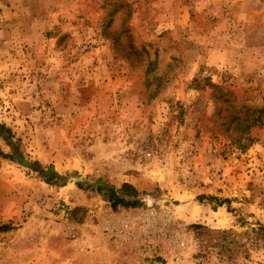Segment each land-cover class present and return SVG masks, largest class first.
<instances>
[{"label":"rangeland","instance_id":"1","mask_svg":"<svg viewBox=\"0 0 264 264\" xmlns=\"http://www.w3.org/2000/svg\"><path fill=\"white\" fill-rule=\"evenodd\" d=\"M4 226L0 264H264V0H0Z\"/></svg>","mask_w":264,"mask_h":264},{"label":"trees","instance_id":"2","mask_svg":"<svg viewBox=\"0 0 264 264\" xmlns=\"http://www.w3.org/2000/svg\"><path fill=\"white\" fill-rule=\"evenodd\" d=\"M212 88H215L212 86ZM9 138L6 139L8 143ZM138 193L137 191L130 185L123 184L119 190L111 189L108 191L107 198L111 203V207L115 208L117 206L123 208H137L140 206L139 201L137 200ZM7 227H0V231L6 230Z\"/></svg>","mask_w":264,"mask_h":264}]
</instances>
